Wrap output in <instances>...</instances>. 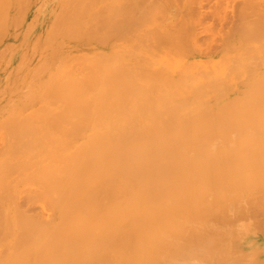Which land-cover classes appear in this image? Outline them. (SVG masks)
Returning <instances> with one entry per match:
<instances>
[{"label": "bare ground", "instance_id": "1", "mask_svg": "<svg viewBox=\"0 0 264 264\" xmlns=\"http://www.w3.org/2000/svg\"><path fill=\"white\" fill-rule=\"evenodd\" d=\"M70 1L61 0L73 6L59 4L60 14L75 5L78 11L81 0ZM99 1L94 15L106 16L96 22L129 38L124 0ZM239 3L237 26L221 34L217 49L230 39L228 31L249 43L210 67L216 95L185 97L174 85L168 91L165 75L155 70H145V83L136 76L137 85L125 83L117 62L88 76L92 90L78 77L83 67L66 71L62 60L0 65V264H264V0ZM21 6L0 0V29L16 27ZM67 14L59 17L63 23L72 20ZM174 23L168 27L178 34ZM179 31L170 37L157 29V44L181 53L191 32ZM105 33L87 27L77 38L101 42ZM202 49L192 48L200 55L216 51ZM100 57L78 59L98 68ZM127 94L135 106L122 109L117 96Z\"/></svg>", "mask_w": 264, "mask_h": 264}, {"label": "rangeland", "instance_id": "2", "mask_svg": "<svg viewBox=\"0 0 264 264\" xmlns=\"http://www.w3.org/2000/svg\"><path fill=\"white\" fill-rule=\"evenodd\" d=\"M18 1H19L20 6L24 3L23 2L24 0L23 1L18 0ZM66 1H70V0H66ZM30 2L28 1L26 3L25 1L24 3L25 5L21 6V9L19 8L20 10L17 9L18 13L16 12V16L18 17L15 16V18L17 19L16 27L12 31H8V28L10 25L7 27L5 24L1 26L3 27V29H0V30L2 31L4 30L2 32V34L4 35L1 36V38L3 37L2 39L0 38L1 40L0 50L2 48L1 51L3 52L5 51V52L3 54L4 56L0 58V60H2L0 62V65L3 64L4 61H5L4 62L5 64L6 61L8 60H11V62H14L15 65H18V64L20 65L22 62H28V60H62L64 64L66 63V68H68V70L66 71H69L71 68H74V71H76L77 68L79 71H81L80 69L83 67L81 73H79L80 76L78 74L77 75L79 78L84 79V81H82L83 84L81 83L83 86L86 85L84 88L90 89L91 87L90 90H92V86H91L92 82L90 81L89 78L95 74L102 75L101 69L104 68L102 65H105L107 67V65H109V62H110L111 66L114 68L117 62L123 65V69L125 67V76L123 77V79H125V83H127V79H128L134 85H137L139 82V78L134 79L133 76L142 78V83H145L146 82L145 78L148 75L146 71L149 70V72H152L153 70H155V71H161V73L165 75L164 80L166 79V81H164L163 85L168 91H170L169 89H171V86L174 85L176 86V88L181 89L185 97L189 94L190 91H193L195 95L200 94L202 92H208L211 95H216L218 93L215 87L216 81H215L214 75L212 74V71L210 70V67L213 65L215 60L223 56L225 51L228 52L231 49H236V48L241 47V45L249 43L247 40H243L242 36L237 35L235 31L232 30L234 34L232 32H231L232 34H230L229 32L232 26H233L232 28L237 26L235 24V22L237 23V18H235V14H236L235 8H237L238 4H240L239 2H242V0H145L144 2L142 0L141 4H139L141 0H124L126 6H125V10L123 14L126 19V31H127L126 33H129L130 35L129 38L127 37L128 36L127 34L125 37L123 34H115V32L111 30L110 25L108 23L104 24L102 21H100L101 18L106 16V13L104 12H102L104 14L97 13V11L98 10L100 11V9L102 8L101 2L99 0L78 1L77 4L81 2L77 8L78 13L76 12V5L74 6L75 9L72 8L73 9L72 11L71 10L66 11L67 8H65V10L61 9L63 11H66L68 14L71 12H74L75 10V12L72 14L73 16L71 14H69V16H67L68 14L66 15L68 18L71 17L72 20H69L70 18L69 19L66 18V21H64L65 24L63 23V19L65 18H63L62 20L59 19V17L60 18L62 17L63 13H66V12H63L62 14H60L59 12L60 9L58 8H60V5L61 7L64 6V3L61 2V0H58L57 2H55V0H30ZM42 2H43V5H41ZM86 2H88L87 6H86ZM96 2H98V5H97L98 8H97L96 14L94 15L95 13L94 5ZM102 2L105 4V0H102ZM135 3L137 5H135ZM226 3L228 6L226 5ZM68 4L65 2L64 7H68V9L69 8L71 9L73 4L72 3L71 5L69 4L70 7L68 6ZM49 10L51 12L48 13L49 17H47V12ZM21 11L23 12L21 13ZM36 11H38L37 13L38 14L40 13V15L36 14L35 13ZM57 11L59 12L58 14H60V16H58V14L55 16ZM136 11H138L137 16L135 15L137 13ZM160 11H162L163 13ZM22 14H23V17H21ZM35 16H38V17H35ZM57 17L60 21V24L58 22V19H56ZM54 19H56V21ZM98 19H100L99 20L100 23L96 22ZM27 20H30V21L28 22ZM44 20L46 23L44 22ZM107 20H108V17H107ZM37 21L39 23H37ZM71 21H73L74 24ZM173 21H175L176 23H174ZM55 22L56 23L58 22L57 24L60 25V27ZM54 23L55 25H57L55 29L58 27L59 28L57 29L58 31L55 30L53 32V35H50L52 34L51 31H53L52 27L54 29L55 25L52 26ZM70 23H72L71 26L69 25ZM170 23L175 24V28L173 27V29H176L174 31H177L178 34H181V31L179 30H182L183 33H186L187 31H188V34L189 32L192 33V34L191 33L189 34L191 36V37L189 36V38H188V35L185 36L184 34L183 38L186 44L184 43L185 45L184 47L182 46V49H181L183 51L178 54L173 53L169 45H164L165 44L164 41H163L164 44H162L163 42L157 44V42L160 41L158 38L160 37V35L156 34L157 29H158L159 34L162 31L164 32L165 30L164 33H171L172 36L170 37H174V35H178L172 32L173 30L171 28L174 25H172L171 28L168 27V24L170 25ZM156 25L159 26V28ZM97 26H100L102 28L100 29V27L98 28ZM87 27L88 28L90 27L91 30L95 31L96 33H100L102 30L107 31V33H105V41L100 42V40L92 39V38L87 39V40H81L77 38V32L81 30L83 31L84 29L86 30ZM153 27L155 28V30L153 29ZM60 28H61V31H60ZM151 28L153 29L154 32H152ZM149 29H151V31ZM228 29H229L228 31L229 36L224 35V37H229L230 39L228 40L225 38L228 41L225 42V40H223L224 41L222 42L224 43L223 48L219 47L220 50L218 51L217 49L218 43L220 44L219 41H222L220 40L222 39V35ZM44 30L47 32H44ZM236 32H239L238 29H236ZM60 33L62 34L60 35ZM155 36H156V39L158 40H155ZM195 36L198 39H196L197 40L196 42H193V38ZM40 37H42L43 39ZM144 38H146L149 41L147 45L142 43V40ZM19 39L21 40V42ZM185 39L188 42L192 41L194 45L196 43L195 48L201 45L197 43L199 42L203 44L202 46L204 48L206 49L208 48L207 49L208 51L213 52L216 50L217 52L215 51L208 55H203V54L200 55L198 53H202V52H199L202 49L201 48L202 46L201 47L199 46V49H195L194 45L190 44L191 43L190 42L189 44L192 46L194 51L199 50L197 51L198 53L194 52L192 48L190 49L188 48L190 45L188 47L186 46L188 45V43L186 42ZM7 46H9L10 49L9 47L7 48ZM19 46H21L20 49H18ZM185 46L187 48L183 49L185 48ZM204 48L202 50H205ZM17 50L19 51V54L18 52H16ZM92 52L99 53V55H101L102 57V58L100 57L101 60H98L100 61V64H98V68L96 67L97 65L94 66L96 68L93 67V65H95L93 60H89V62H87L86 60H80V58L78 59V57L84 54H90ZM73 56L75 57L73 58ZM20 58L22 59L20 60ZM68 58H71V59L69 60ZM67 59L69 63H67ZM77 63L79 64L77 65ZM74 64L76 67L74 66ZM88 64L89 66H87ZM90 64L91 65L93 64V65L91 66ZM175 65H178L180 68L176 69ZM90 66L91 68L93 67L94 69L92 70L91 68H89V72L91 70L92 74L91 73L89 74V72L87 74L86 72L88 71V67ZM98 69H100L101 71L100 73L97 71ZM82 73H84L85 76ZM167 73L169 74L168 76H167ZM163 74L162 76H164ZM141 75H144V76L142 77ZM86 78L90 81L89 83L86 82L88 81L86 80ZM114 80H116V82ZM113 81L115 82L114 85L116 84L117 87L115 85L114 86L115 88L113 87L112 88L113 91L111 89V92L112 94L114 93V95H116L115 93L117 92V90H119L120 80L115 78L113 79ZM234 82L239 83L237 79H235ZM222 88L226 91L230 90V87L222 86ZM86 91L87 93L92 92L89 90H86ZM133 91L135 93H138V89L134 88ZM120 96L119 95L117 96L122 99V100L118 99V105L120 108L126 109V108L135 106L134 105L135 99L132 96H129L128 94L126 96H121V97ZM152 97H153L152 100L149 102L153 104H150V105H154V103H157L158 98H156V96H152ZM166 105L168 104L167 103L163 104V106H166ZM251 260L250 262L253 263V260L252 261Z\"/></svg>", "mask_w": 264, "mask_h": 264}]
</instances>
